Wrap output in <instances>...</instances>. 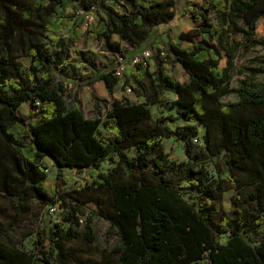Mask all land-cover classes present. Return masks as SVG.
Returning a JSON list of instances; mask_svg holds the SVG:
<instances>
[{"label": "trees", "instance_id": "1", "mask_svg": "<svg viewBox=\"0 0 264 264\" xmlns=\"http://www.w3.org/2000/svg\"><path fill=\"white\" fill-rule=\"evenodd\" d=\"M193 7L197 26L155 48L152 70L130 64L134 86L115 74L119 57L126 61L131 51L150 46L157 26L174 19L175 0H0V137L13 147L6 161L0 153V212L5 203L19 215L35 200L41 209L56 205L67 223L44 233L49 252L40 260L13 239L14 223L0 218V264H97L66 243L93 241L98 219L116 236L110 252L117 264H264V83L231 86L238 36L257 43L252 38L264 0H201ZM86 15L92 16L88 35L102 41L108 63L72 48ZM73 57L83 74L72 68ZM166 60L179 64L187 80L167 75ZM95 81L109 94L128 86L141 101L113 98L102 118L87 117L70 83ZM166 91L174 95L176 114L153 117L150 106L165 100ZM230 94L236 100L224 102ZM25 103L26 114L20 112ZM178 119L187 123L166 126ZM165 137L180 142L185 160H169ZM45 157L57 167L52 195L45 190ZM218 159L242 202L221 219L225 186L208 174ZM105 161L114 164L104 170ZM65 168L87 172L89 181L64 190Z\"/></svg>", "mask_w": 264, "mask_h": 264}, {"label": "rangeland", "instance_id": "2", "mask_svg": "<svg viewBox=\"0 0 264 264\" xmlns=\"http://www.w3.org/2000/svg\"><path fill=\"white\" fill-rule=\"evenodd\" d=\"M196 2L200 3L201 0H175L176 15L174 19L170 23L161 25L155 29V32L150 39V46L145 48V50H148L153 54L155 48H165L168 43L175 41L178 32L196 27L197 22L193 21L190 16V12L194 10L193 3ZM75 9L79 10L80 8L77 6ZM70 25L71 24L69 23L67 28L62 31L61 34L63 36L70 32ZM90 28L91 24L86 23L80 29L82 36L79 41L74 43L72 48L84 51L96 61L108 63L111 60L110 54L105 50L101 40L94 39L88 35ZM113 39H117V36H113ZM252 40H255L257 43L252 45L251 42L246 41L241 35L238 36V51L235 53L231 64V86L234 88L241 82H246L255 86L264 83V73L259 72L255 76L251 73V70L253 69L264 70V18H260L258 20ZM259 41H263V43L261 44ZM143 51L144 50L139 52L136 50L131 51L126 58L127 60L123 61L125 65L123 72L124 78L131 77L129 65H127V63L130 62L129 58ZM20 62L23 68H27L29 59L23 57L20 59ZM225 63L226 59L224 58L221 61V64L224 65ZM147 65L152 69L154 67L153 60H148ZM71 66L75 70L81 69V65H79L74 57L71 61ZM164 68L165 73L175 81L183 82L187 79L186 73L177 63L166 60ZM80 73L83 74V71L80 70ZM72 83H70L72 85L71 90L75 93L77 100L80 102L83 114L87 117L102 118L104 115V105L109 102L108 100L112 101L113 99V96L111 97L106 91L103 82L95 81L90 86L76 85L74 82ZM132 85L135 86V83L132 82ZM93 93L98 98V106L94 103V99L92 97ZM113 94L114 96L122 99L127 98L128 95L137 96L136 91L131 90V92H126L120 86H116ZM164 94L166 95L165 100L150 106L153 117L176 114L171 103L174 100L173 93L166 91ZM236 98L237 96L235 94H230L225 96L222 100L224 102H229L236 100ZM28 111L29 104H23L20 108V112L26 114ZM32 118L33 120H30V122H35L37 120L34 117ZM186 123L187 122L183 119H178L174 122H167L166 126L173 129L176 125H183ZM202 134L203 128L199 126L197 136L199 141L201 140ZM162 144L164 151L169 155L168 158L170 161L178 163L185 160L184 152L178 140L172 137H165L162 140ZM195 144L199 145L198 143ZM12 152L13 147L2 141L0 137V153L5 155V161L6 156ZM128 152L129 154H132V150ZM43 164L46 168L47 174L45 180V190L52 195V188L55 185L57 167L49 157H45L43 159ZM113 164L114 163L112 162L105 161L102 163V166L104 170H107L113 166ZM208 174L216 182H220L223 186H225V191L220 197V212L217 216V219H221L223 215H228L230 210L236 209L238 205L240 206L242 204V202L238 201L236 198L237 192L234 185L227 180L226 175L223 172L222 163L219 159L209 163ZM62 175L68 178L67 182L62 186L64 190H73L89 181L87 172H80L65 168L63 169ZM184 197L188 199L187 194H184ZM2 206L6 207V210L3 213L0 212V218L6 220V222L14 223L11 230V236L13 239L20 242L21 247L34 254L36 258L41 260L42 258L48 257L49 247L47 242L42 240V237L49 228L56 229L55 224H59V228L65 229L67 227V223L62 219V210L58 207L53 212H50L47 207L41 209L39 203L35 200L30 201L27 210L19 215L13 214L7 204L3 203ZM14 218H16V220ZM92 226L95 234V239L93 241L90 242L84 238H78L68 241L66 245L77 248L80 251L79 253L81 258H85L90 262L95 261L97 264H117L116 259L110 252L111 247L116 243V236L114 234L108 235L106 233L108 225L104 220H95L93 221ZM81 229V226H77L78 231ZM41 240L43 242L40 244ZM219 241L221 243H225L226 237H220ZM40 260H38L36 264H44Z\"/></svg>", "mask_w": 264, "mask_h": 264}, {"label": "built area", "instance_id": "3", "mask_svg": "<svg viewBox=\"0 0 264 264\" xmlns=\"http://www.w3.org/2000/svg\"><path fill=\"white\" fill-rule=\"evenodd\" d=\"M85 19H86V23H90V22L92 21V16H90V15H86V16H85ZM159 54H160L161 57H164V52H163V51H160ZM151 56H152V55H151V52L148 51V50H145V51H143V52H141V53L135 55V56L131 59L130 64H131V65H133V64H136V65H137V64H141V65H143V66H146V65H147V61H148V59L151 58ZM119 60L121 61V63H120V64L118 65V67L116 68V70H115V74H116L117 76H119V77H123V72H124V69H125V65H124V63H123L122 58L119 57ZM125 91H126V92H131V88L128 87V86H126V87H125ZM193 141H194L195 143L200 144V141L198 140V138H194ZM56 208H57L56 205H52V206L50 205V206H48V209H49L50 212H53Z\"/></svg>", "mask_w": 264, "mask_h": 264}, {"label": "crops", "instance_id": "4", "mask_svg": "<svg viewBox=\"0 0 264 264\" xmlns=\"http://www.w3.org/2000/svg\"><path fill=\"white\" fill-rule=\"evenodd\" d=\"M162 25H166V24H162ZM159 26H161V25H159ZM159 26H157V27H159ZM145 51V50H144ZM148 60H152V59H148ZM148 62V61H147ZM127 65H129V71H130V63H127ZM164 66H165V64H164ZM150 70H152L151 68H149ZM129 78V80H130V82H131V84H132V81H133V79H132V77H128ZM187 80V79H186ZM185 80V81H186ZM184 82V81H183ZM71 86V85H70ZM118 86H120V85H118ZM72 87V86H71ZM106 89V88H105ZM115 89H116V87L114 88V90H113V92H112V94H109L112 98H117V99H120V97H116V96H114V91H115ZM125 90V89H124ZM107 91V90H106ZM108 92V91H107ZM128 101H130V102H137V101H141V97H138V96H136V95H128L127 96V98H126ZM109 102H110V100H108ZM105 109H103V111H104Z\"/></svg>", "mask_w": 264, "mask_h": 264}]
</instances>
